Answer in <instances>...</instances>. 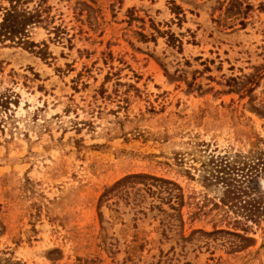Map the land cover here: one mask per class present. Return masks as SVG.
<instances>
[{
  "label": "rangeland",
  "instance_id": "obj_1",
  "mask_svg": "<svg viewBox=\"0 0 264 264\" xmlns=\"http://www.w3.org/2000/svg\"><path fill=\"white\" fill-rule=\"evenodd\" d=\"M40 3L0 43V264H264L227 195H264V0Z\"/></svg>",
  "mask_w": 264,
  "mask_h": 264
},
{
  "label": "trees",
  "instance_id": "obj_2",
  "mask_svg": "<svg viewBox=\"0 0 264 264\" xmlns=\"http://www.w3.org/2000/svg\"><path fill=\"white\" fill-rule=\"evenodd\" d=\"M9 3L8 7L0 6L2 21L0 22V43L10 41L12 43L25 46H34L30 41V30L42 24L45 20L43 13L47 8L41 3L34 9H29L25 5L31 0H5ZM136 178L143 177L133 176ZM228 199L234 202V206L241 212L242 218L253 223L264 221V195L253 196L255 189L250 186H244L242 182L233 179L227 185ZM230 190V191H229ZM227 202V199L224 201ZM229 202V201H228Z\"/></svg>",
  "mask_w": 264,
  "mask_h": 264
}]
</instances>
